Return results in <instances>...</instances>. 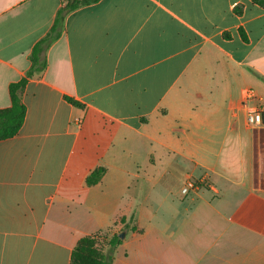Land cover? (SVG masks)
<instances>
[{
	"label": "crops",
	"instance_id": "crops-1",
	"mask_svg": "<svg viewBox=\"0 0 264 264\" xmlns=\"http://www.w3.org/2000/svg\"><path fill=\"white\" fill-rule=\"evenodd\" d=\"M61 5L0 0V109ZM43 57L0 141V264L120 233L112 264H264V0H99Z\"/></svg>",
	"mask_w": 264,
	"mask_h": 264
},
{
	"label": "trees",
	"instance_id": "trees-1",
	"mask_svg": "<svg viewBox=\"0 0 264 264\" xmlns=\"http://www.w3.org/2000/svg\"><path fill=\"white\" fill-rule=\"evenodd\" d=\"M97 1L99 0H61L62 5L56 12L49 31L30 51V68L26 77L16 83H11L8 87L10 106L0 109V141L11 138L18 133L25 116V107L21 102L20 92L29 78L40 74L46 68L43 54L61 36L66 16L81 6ZM252 1L261 3V0ZM65 99L75 107L81 106L71 98L65 97ZM104 173V168L95 169L86 178V185L97 184ZM103 242L105 243V240H100L98 235L80 238L72 250L70 264H112L114 250L121 243V239L118 235H112L104 244L105 249L101 245Z\"/></svg>",
	"mask_w": 264,
	"mask_h": 264
},
{
	"label": "built area",
	"instance_id": "built-area-1",
	"mask_svg": "<svg viewBox=\"0 0 264 264\" xmlns=\"http://www.w3.org/2000/svg\"><path fill=\"white\" fill-rule=\"evenodd\" d=\"M255 94L253 89L248 88L245 90L241 102V107L246 116V124L248 127H258L262 123L263 109L258 105H252L251 100L254 99ZM199 183L189 180L181 189V193L187 194L190 190L196 189Z\"/></svg>",
	"mask_w": 264,
	"mask_h": 264
},
{
	"label": "water",
	"instance_id": "water-1",
	"mask_svg": "<svg viewBox=\"0 0 264 264\" xmlns=\"http://www.w3.org/2000/svg\"><path fill=\"white\" fill-rule=\"evenodd\" d=\"M118 237H119L120 239H123V238H124V233H120V234H118Z\"/></svg>",
	"mask_w": 264,
	"mask_h": 264
},
{
	"label": "rangeland",
	"instance_id": "rangeland-1",
	"mask_svg": "<svg viewBox=\"0 0 264 264\" xmlns=\"http://www.w3.org/2000/svg\"><path fill=\"white\" fill-rule=\"evenodd\" d=\"M174 183H175V182H173V184H174ZM105 243H106V241H105ZM105 243L103 242V243L101 244L103 249H105V245H104Z\"/></svg>",
	"mask_w": 264,
	"mask_h": 264
}]
</instances>
